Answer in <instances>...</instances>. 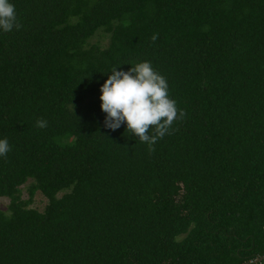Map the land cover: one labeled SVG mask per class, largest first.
I'll use <instances>...</instances> for the list:
<instances>
[{
	"label": "trees",
	"instance_id": "trees-1",
	"mask_svg": "<svg viewBox=\"0 0 264 264\" xmlns=\"http://www.w3.org/2000/svg\"><path fill=\"white\" fill-rule=\"evenodd\" d=\"M13 2L0 264H264V0ZM145 60L185 113L153 145L107 128L100 100Z\"/></svg>",
	"mask_w": 264,
	"mask_h": 264
},
{
	"label": "clouds",
	"instance_id": "clouds-1",
	"mask_svg": "<svg viewBox=\"0 0 264 264\" xmlns=\"http://www.w3.org/2000/svg\"><path fill=\"white\" fill-rule=\"evenodd\" d=\"M20 27L13 0H0V32L7 33ZM131 65L127 71L114 67L100 85L101 108L106 113L105 126L116 130L126 124V130H130L139 141L153 145L185 113L178 109L176 101L170 97L166 77L157 72L150 61ZM37 123L41 128L47 126L45 120ZM153 128L156 135L149 134ZM10 151L9 140L0 138V157Z\"/></svg>",
	"mask_w": 264,
	"mask_h": 264
},
{
	"label": "rangeland",
	"instance_id": "rangeland-1",
	"mask_svg": "<svg viewBox=\"0 0 264 264\" xmlns=\"http://www.w3.org/2000/svg\"><path fill=\"white\" fill-rule=\"evenodd\" d=\"M98 38L99 37H97V39ZM101 39H102V37H101ZM102 43L103 44H107L108 43V38H103L102 39ZM23 194H24L25 198L29 197V192L27 190V185L23 186ZM9 202H10V199L8 197H1L0 198V203H1L2 207L5 210H7ZM47 203H48V198L46 196H44L41 192H38L36 197H35V200H34V203H33L32 206L43 211L45 209Z\"/></svg>",
	"mask_w": 264,
	"mask_h": 264
},
{
	"label": "water",
	"instance_id": "water-1",
	"mask_svg": "<svg viewBox=\"0 0 264 264\" xmlns=\"http://www.w3.org/2000/svg\"><path fill=\"white\" fill-rule=\"evenodd\" d=\"M264 259V257H259L258 259H257V261H262Z\"/></svg>",
	"mask_w": 264,
	"mask_h": 264
}]
</instances>
